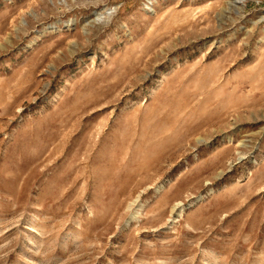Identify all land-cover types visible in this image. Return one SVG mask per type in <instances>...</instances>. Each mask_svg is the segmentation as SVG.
<instances>
[{
  "label": "rangeland",
  "instance_id": "1",
  "mask_svg": "<svg viewBox=\"0 0 264 264\" xmlns=\"http://www.w3.org/2000/svg\"><path fill=\"white\" fill-rule=\"evenodd\" d=\"M0 264H264V0H0Z\"/></svg>",
  "mask_w": 264,
  "mask_h": 264
}]
</instances>
